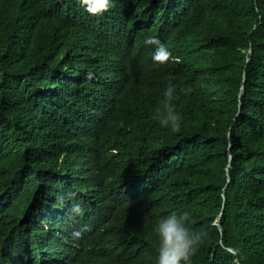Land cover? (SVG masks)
<instances>
[{
	"label": "trees",
	"instance_id": "1",
	"mask_svg": "<svg viewBox=\"0 0 264 264\" xmlns=\"http://www.w3.org/2000/svg\"><path fill=\"white\" fill-rule=\"evenodd\" d=\"M112 14L90 15L79 0H0V190L13 180L22 205L0 230L26 233L31 197L43 203L60 186L49 167L59 143L73 142L64 123L91 106L82 105L79 91L89 79L67 85L64 74L72 78L89 55L101 56L96 32ZM122 17L143 29L134 44L146 63L148 36L164 41L174 58L153 69L161 79L148 96L159 103L169 78L177 91L194 89L174 101L182 116L177 133L160 126L155 109L138 103L125 127L119 116L84 123L100 140V175L118 193L131 189L150 216L142 245L133 249L138 264H158L155 226L161 217L184 211L194 228L209 233L191 264H264V0H139ZM101 38L132 51L115 36ZM108 110L107 104L100 114ZM119 153L126 162L117 161ZM97 214L125 232L121 215L109 208L72 212L82 220ZM86 258L114 264L98 247ZM117 259L127 264L130 253Z\"/></svg>",
	"mask_w": 264,
	"mask_h": 264
},
{
	"label": "clouds",
	"instance_id": "2",
	"mask_svg": "<svg viewBox=\"0 0 264 264\" xmlns=\"http://www.w3.org/2000/svg\"><path fill=\"white\" fill-rule=\"evenodd\" d=\"M138 1L79 0L90 15H108L113 12L101 20L99 32H96L101 43V56L92 60L89 55L86 61H82L81 72L72 78L64 74L67 85L83 77L89 79V83L79 86V91L83 95L82 105L91 106L64 123L74 136L73 142L59 143L54 163L49 167L54 170L60 186L43 203L31 197L33 209L30 221L25 226L26 233L0 230L1 264H90L86 253L94 252V247L100 248L103 257L114 264H120L118 256L127 253H130L127 264H138V251L133 249L142 245L150 216L142 210L131 189L120 188L118 190L121 192L118 193L100 175L96 159L100 140L97 133L86 128L84 123L101 117L119 116L120 123L125 127L134 121L138 110L132 111L131 108L138 103L139 107L155 109L153 118L160 126L177 133L182 116L176 111L174 101L180 99L181 93L187 96L194 90L192 86L186 85L177 91L178 86L169 78L159 103L155 97L148 96L153 84L161 79L153 69L157 64H165L174 58L164 41L148 36L144 43L152 45L151 52L147 63L142 59L141 46L134 43L143 29L134 24L129 26L122 17V12L133 9ZM102 36H115L123 45H129L132 51L105 44ZM70 60L80 59L72 56ZM107 104L109 110L103 116L100 113ZM117 161L126 162L121 153ZM169 177L164 180L167 186ZM174 188L177 194L183 188V182L180 181ZM15 193L14 181H6L0 190V227L10 219L19 205L22 206L16 200ZM36 194L34 191L33 195ZM129 198L136 205L130 204ZM87 207H105L118 212L124 221L125 232H122L116 221L102 214L87 220L72 215V212L82 214L83 208ZM219 218L216 225L222 232ZM194 223L187 211L171 212L159 219L154 229L159 244L158 264H191L192 257L209 234L204 228H194ZM19 224H25V220H20Z\"/></svg>",
	"mask_w": 264,
	"mask_h": 264
}]
</instances>
